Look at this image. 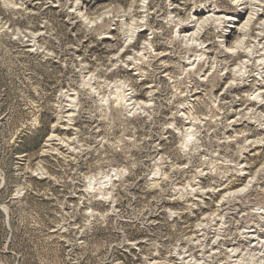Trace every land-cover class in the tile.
<instances>
[{
    "label": "rangeland",
    "instance_id": "374dc122",
    "mask_svg": "<svg viewBox=\"0 0 264 264\" xmlns=\"http://www.w3.org/2000/svg\"><path fill=\"white\" fill-rule=\"evenodd\" d=\"M238 1L0 0V264H264V0Z\"/></svg>",
    "mask_w": 264,
    "mask_h": 264
},
{
    "label": "bare ground",
    "instance_id": "6f19581e",
    "mask_svg": "<svg viewBox=\"0 0 264 264\" xmlns=\"http://www.w3.org/2000/svg\"><path fill=\"white\" fill-rule=\"evenodd\" d=\"M237 0H235V2H236ZM257 0H240V1H238V3L242 6L241 7V9H242V11H245V10H247L248 9V6L249 5H251V4H254L255 2H256ZM234 2V3H235ZM238 4V5H239ZM256 4H257V2H256ZM238 5H236V6H238ZM258 5V4H257ZM250 7V6H249ZM254 7V6H253ZM252 7V8H253ZM259 7V6H258ZM261 7V6H260ZM239 8V7H238ZM250 9V8H249ZM255 12V11H254ZM237 14V13H236ZM247 14V13H246ZM259 14V13H258ZM248 15V14H247ZM251 14H249V16L248 17H246L247 18V22L246 23H249V22H251V19L253 18V16L251 17L250 16ZM236 16V15H235ZM240 17V16H239ZM242 17V16H241ZM195 19V18H194ZM216 19V18H215ZM225 19V18H224ZM236 19V18H235ZM234 18H226L225 20L227 21V26H226V29H228L229 28V30H227V31H225L224 33H223V35H222V38L224 39V41L226 42L227 40H229L230 39V37L232 36V33H233V31H235V32H238V31H240V28H238L237 26V28L235 29L234 28V26H235V24L237 23V19L235 20ZM182 25V24H181ZM247 26V25H246ZM191 25L189 24H187V25H185V27H184V30L186 29V30H189V29H191ZM234 28V29H233ZM185 33V32H184ZM189 35V34H188ZM185 36V35H184ZM191 36V35H190ZM261 39V38H260ZM243 49V48H242ZM258 90V89H257ZM261 93H264V92H261ZM260 92H258V94H261ZM261 96V95H260ZM259 96V97H260ZM261 105V104H260ZM239 236V235H238ZM261 236H262V232H259V231H257V230H248L247 232H245V241L250 245V247L251 248H253L255 245V243L254 242H256V241H258L259 240V238H261ZM254 243V244H253ZM260 255V254H259Z\"/></svg>",
    "mask_w": 264,
    "mask_h": 264
},
{
    "label": "trees",
    "instance_id": "16d2710c",
    "mask_svg": "<svg viewBox=\"0 0 264 264\" xmlns=\"http://www.w3.org/2000/svg\"><path fill=\"white\" fill-rule=\"evenodd\" d=\"M0 216H1V212H0Z\"/></svg>",
    "mask_w": 264,
    "mask_h": 264
}]
</instances>
